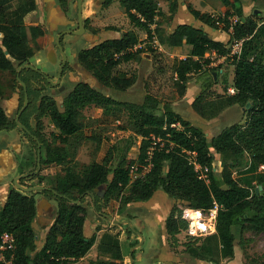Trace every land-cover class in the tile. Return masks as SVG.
<instances>
[{
    "label": "trees",
    "instance_id": "16d2710c",
    "mask_svg": "<svg viewBox=\"0 0 264 264\" xmlns=\"http://www.w3.org/2000/svg\"><path fill=\"white\" fill-rule=\"evenodd\" d=\"M53 1L55 6L61 8L67 3V0ZM110 1L104 0V5ZM117 1L124 8L129 21L151 36L150 25L160 14L157 1ZM238 1L221 0L223 30L231 41L243 39L240 53L231 56L234 91L232 94L228 92L225 81L222 83V93H214L211 97L200 94L191 105L205 119L215 117L233 105L243 107L245 115L209 140L202 129L174 112L169 103L161 102L149 93L145 94L142 103L120 101L86 81H78L63 95L60 106L50 97L41 99L36 117L38 119L46 114L57 131L51 132L46 140L39 133L33 134L44 142L46 154L43 163L63 165L64 174L51 187L58 199L57 213L54 220L46 225L47 230L39 247L36 245L34 228L38 215L35 197L11 187L4 200L0 201V235L3 232L13 235L14 264H77V260L84 257L96 241L95 234L86 236L84 233L85 209L78 200L83 193L95 194L99 189L103 190L105 206L112 207L110 203H114L119 211L124 204L147 201L157 190L194 208L209 209L213 201L217 202L220 208L216 216V231L209 236L214 239L215 247L219 242L223 253L230 257L235 239L231 227L246 222L249 228L264 233V17L258 21L255 11L244 15L242 5H237ZM36 6V0H0V70L14 71L15 64L22 65L33 54L29 40L35 41L43 30L38 25H27L25 17ZM55 6L48 9V16L58 20L54 23L56 26L68 24L69 20L63 21ZM175 8L176 1H172L169 10L174 11ZM188 10L195 19L216 27L215 18L190 6ZM232 16H236V19L231 20ZM60 18L62 20L59 21ZM161 40L169 46H181L183 43L190 46L188 56L179 59L175 69L180 84L179 95L185 91L187 74L199 69L202 62L209 63L205 56L207 52L215 51L224 56L230 50L222 40L211 38L202 28L186 23L177 24ZM137 42L138 34L129 30L119 37L105 39L82 50L78 53V60L103 85L125 90L132 86L134 79L115 75L112 71L120 62L139 56L142 49L128 50ZM115 53H118L117 56ZM1 100L0 85V130L10 129L11 124ZM89 105L101 108L114 106L127 114L129 129L142 137L134 161L139 169L145 163L150 135L162 138L163 144L154 149L152 165L143 177L130 180L129 171L133 161L126 166L119 162L111 167L102 160H93L80 172L72 168L80 140L71 141V137L83 129L79 118L81 111ZM175 122H179L182 128L172 127L171 124ZM85 136L93 138L92 134ZM170 142L172 147H169ZM182 149L197 152L205 178L188 164ZM214 153L220 155L219 162ZM41 192L53 194L47 190ZM187 225L181 218V211L177 214L171 212L165 221L169 234ZM97 251L109 255L112 260L98 258L87 264L123 263L120 241L109 231L99 237ZM254 264H264V253Z\"/></svg>",
    "mask_w": 264,
    "mask_h": 264
},
{
    "label": "rangeland",
    "instance_id": "374dc122",
    "mask_svg": "<svg viewBox=\"0 0 264 264\" xmlns=\"http://www.w3.org/2000/svg\"><path fill=\"white\" fill-rule=\"evenodd\" d=\"M156 1L160 14L155 16L150 26L153 35L147 36L145 30L134 26L129 21L124 8L117 0H111L108 5H104V1L100 2V0H82L84 32L64 34L59 39L67 57L59 82H56V76L62 62V54L55 43V37L64 29H78L76 0H67L63 8L56 6L57 13L62 16L63 21L69 20L68 24L56 26L55 22L58 20L55 17L50 18L51 15L48 16V9L55 6L53 0H36V9L25 17L27 25H38L42 28L43 34L35 41L29 40L33 54L27 62L22 65L15 64L14 71L0 70L1 104L11 124L10 129L0 130V149L8 146L13 154L15 168L6 179L9 186L18 189L15 184H19L29 188L18 190L33 195L38 202L45 201L48 204L44 202L40 204L41 217H44L42 224L40 225L38 221L34 222L37 247L42 244L47 230L45 227L54 220L58 207V199L55 195L41 191L59 181L64 174V168L63 165L54 162L43 163L46 154L44 142L39 141L38 138L37 140L31 138L21 127H15L13 123L17 114H19L18 121L28 128L29 133L30 131L39 133L46 140L49 139V134L56 132L57 129L46 114L37 119L41 99L45 96L50 97L60 106L63 95L78 81H86L120 101L141 103L145 94L149 93L161 102H167L171 107L180 110L181 114L187 100L192 104L196 96L200 94L211 97L214 93H222V83L225 81L228 84V92L232 87L234 65L231 60V51L229 50L224 56L210 51L206 54L209 63L202 62L199 69L187 74L185 91L179 95L180 84L175 69L178 60L188 56L190 48L187 44H183L173 49L161 40L178 23L183 22L205 28L208 36L222 40L230 49L232 41L223 30L221 0ZM172 1H176L177 5L173 12L169 10ZM16 3L15 1L13 5L15 6ZM237 5H242L244 15L258 10L255 12L258 15V21L264 17L263 1L239 0ZM188 6L215 18L216 27L195 19L190 14ZM61 18L59 21L62 20ZM230 19L235 20L236 16ZM129 30L138 34V43L142 51L139 56L120 62L113 68V74L134 79L132 86L125 90H118L105 86L95 79L85 65L78 60V53L105 39L119 37ZM26 64L33 65L41 74L22 67ZM19 69V79L24 82L28 95L24 108H22L25 103L24 91L16 79ZM213 73H215V79L212 77ZM207 75L211 81V88H206L202 92L200 83H202V77ZM43 76H47L56 84L51 85ZM188 108L193 109L192 105ZM240 108L238 106L237 110H231L225 114V117L216 115L214 122L209 118L203 120L200 125L194 124L202 129L205 138L209 140L226 126L244 118V108ZM237 113L240 114L239 117ZM79 121L83 129L71 137V141L80 140L71 163L75 171H82L93 160H102L111 167L119 162L122 166H126L129 161H133L132 167H136L134 161H136L142 137L129 129L127 114L122 109L114 106L101 108L89 105L81 111ZM89 134L93 135L92 139L86 138L85 135ZM214 155L219 162L220 155L218 153ZM25 173L28 174L21 176ZM36 186L43 188H33ZM0 197H2L1 194ZM78 203L85 209L84 233L86 236L95 234L96 241L88 253L77 260V264H87L88 261L98 258L112 260L109 255L100 254L97 251L99 237L105 231L118 237L123 253L122 264H228V261L233 260L235 256V262L232 264H254L264 253V233L249 228L246 222L237 227H231L235 234L232 257L223 253V247L219 242L215 247L214 239L209 236L210 234L195 236L190 232L188 225L169 234L165 228L167 216L171 212L177 214L188 205L184 201L168 197L162 190H157L147 201L122 205L121 211L114 203H110L112 207L105 206L102 189L97 190L95 194L84 193L80 196ZM202 215L205 216V223L214 225L215 232L218 218L209 221L206 218L207 212Z\"/></svg>",
    "mask_w": 264,
    "mask_h": 264
},
{
    "label": "built area",
    "instance_id": "2783aa9c",
    "mask_svg": "<svg viewBox=\"0 0 264 264\" xmlns=\"http://www.w3.org/2000/svg\"><path fill=\"white\" fill-rule=\"evenodd\" d=\"M153 35V32H151ZM154 37V36H152ZM243 39H233L231 42L230 51L231 54L238 55L241 51ZM155 42V41H154ZM142 48L141 45L137 42L132 47H129L130 49H137ZM118 53H115V56H117ZM233 92V87L229 88V92ZM172 127H176L177 129H181V125L179 122H175L171 124ZM149 144L146 149V157H145V163L141 166L139 169V166L136 164V167H130L129 176L130 180L133 181L136 178L143 177L150 169L152 162L151 157L154 149L157 147H161L163 144L162 138L155 135H150ZM172 143H169V147H172ZM182 153H184L185 159L187 160L188 164H190L194 171H196L201 177L205 178V175L201 173L202 166L197 160V152L195 150L191 149H182ZM134 177V178H132ZM220 208V205L213 201V205L209 209H200V208H194L190 206H186L182 208L181 211V218L184 219L190 228V232L195 236H206L208 234H212L214 232V225H209V223L204 222L205 216L202 215V213L207 212L208 216L206 217L209 221L216 218L218 209ZM212 226V227H211ZM212 232V233H211ZM14 249H15V243L13 235L7 232H3L0 235V263L1 264H14L13 258H14Z\"/></svg>",
    "mask_w": 264,
    "mask_h": 264
},
{
    "label": "crops",
    "instance_id": "0c3cea01",
    "mask_svg": "<svg viewBox=\"0 0 264 264\" xmlns=\"http://www.w3.org/2000/svg\"><path fill=\"white\" fill-rule=\"evenodd\" d=\"M103 1V0H100V2ZM177 6V5H176ZM176 9V8H175ZM175 11V10H174ZM173 12V11H171ZM191 14V13H190ZM183 23V22H181ZM179 24V23H178ZM187 24V23H186ZM189 24V23H188ZM190 25V24H189ZM151 26V25H150ZM193 26V25H192ZM194 27H198V26H194ZM198 28H202V27H198ZM205 32H207L205 30V28H202ZM173 30V29H172ZM171 30V31H172ZM170 31V32H171ZM183 44H186V43H183ZM182 44V45H183ZM188 45V44H187ZM189 46V45H188ZM170 47H173V49H176V48H179L181 46H170ZM190 48V46H189ZM208 53V52H207ZM206 53V54H207ZM206 56V55H205ZM212 77L213 79H215L214 75L212 74ZM208 83H211L208 75L205 76V77H202V83H200V88L202 90V92L206 89V85ZM211 88V84L210 86L208 87V89ZM186 98V96H185ZM144 99V98H143ZM186 100V99H185ZM143 101V100H142ZM142 103V102H141ZM171 106V105H170ZM188 106H191V101H186L185 103V108H184V111L182 112L183 114H181V111L180 110H176V108H174L173 106L171 107L172 110L176 113H178L183 119L189 121V123L191 125H200V123H203V120H207L205 118H202L199 114H197L193 109L191 108H188ZM236 108H238L237 105H233V106H230L226 109H224L222 112H220L218 114V116H222V117H225L226 113L230 112L231 110H237ZM240 108V107H239ZM241 109V108H240ZM217 116V117H218ZM237 116L239 117L240 114L237 113ZM242 116V115H241ZM216 117H213L211 118L210 120H216L215 119ZM241 120V119H240ZM196 123V124H194ZM214 124V123H212ZM15 168V164H14V159H13V154L11 152V150L9 149L8 146H3L1 147L0 149V194L2 195V197H0L1 200H4L8 190L11 188L8 184V182H6V179L9 177L10 173L13 171V169ZM5 173L6 176H2L3 174ZM44 202L45 204H47L45 201H39V209H38V215H37V218L35 221H38L40 223V225L42 224V220L44 219V217H41V208H40V204ZM48 205V204H47ZM81 259V258H80ZM235 259H236V256L234 257L233 260H230L228 261V264H232V262H235ZM209 264H212V263H209Z\"/></svg>",
    "mask_w": 264,
    "mask_h": 264
},
{
    "label": "water",
    "instance_id": "95a60500",
    "mask_svg": "<svg viewBox=\"0 0 264 264\" xmlns=\"http://www.w3.org/2000/svg\"><path fill=\"white\" fill-rule=\"evenodd\" d=\"M104 1V0H103ZM55 8H57L56 6H55ZM76 10H77V12H76V21H77V24H78V29L77 30H72V29H64L63 31H61V33H59L56 37H55V43L57 44V46H58V49H59V51L61 52V54H62V62H61V65L59 66V69H58V72H57V76H56V82H59V80H60V77H61V71H62V69H63V66L65 65V63H66V59H67V57H66V55H65V53H64V51H63V49H62V47H61V45H60V43H59V38H60V36H62L63 34H70V33H73V34H82L83 32H84V27H83V24H82V0H76ZM255 12H258V10H256ZM22 67H24V68H30V69H33V70H36L37 68H35L33 65H31V64H26V65H23ZM21 67V68H22ZM20 68V69H21ZM20 69L17 71V73H16V79L20 82V84L22 85V87H23V89H24V91H25V89H26V87H25V84H24V82L23 81H21L20 79H19V71H20ZM213 75H214V77H215V73H213ZM46 79L51 83V85H54V84H56L55 82H53V81H51L48 77H46ZM27 103V93H26V91H25V103L24 104H26ZM16 121H17V119H16ZM17 124L19 125V126H22L18 121H17ZM28 173H25V174H23V175H21V176H24V175H27ZM20 176V177H21ZM16 185V187L18 188V189H20V190H27V189H29V188H24L23 186H21V185H19V184H15ZM33 188H43V187H41V186H36V187H33ZM38 204H39V202L37 201V206H38ZM38 209H39V206H38ZM126 223H128V221H125ZM131 251H130V253H129V259H130V263H131Z\"/></svg>",
    "mask_w": 264,
    "mask_h": 264
},
{
    "label": "flooded vegetation",
    "instance_id": "af4514ba",
    "mask_svg": "<svg viewBox=\"0 0 264 264\" xmlns=\"http://www.w3.org/2000/svg\"><path fill=\"white\" fill-rule=\"evenodd\" d=\"M63 35H64V34H63ZM59 39H60V38H59ZM60 65H61V64H60ZM63 67H64V66H63ZM26 69H27V68H26ZM28 69H30V68H28ZM31 70H33V69H31ZM62 70H63V69H62ZM33 71H35L36 73L41 74V72H40L38 69L33 70ZM61 72H62V71H61ZM43 77H44L45 81H48V80L46 79L47 76H43ZM50 84H51V83H50ZM21 87H22V86H21ZM22 89H23V87H22ZM23 91H24V89H23ZM25 91H26V89H25ZM25 91H24V100H25ZM26 93H27V92H26ZM27 100H28V95H27ZM25 105H26V104H24L22 108H24ZM18 117H19V114L16 115L15 120H14V123H15L14 125H15V127H16V126L21 127L25 132H27V134H29V136H30L31 138L37 140L36 135H34L31 131H30V133H29L28 128H26L25 125H23L22 123H20V122L18 121ZM16 119H17V121H18L22 126H19V125L17 124ZM46 190H47L48 192H49V191H52L53 195H55V197L57 198L55 192L52 190L51 187H50V188H47ZM46 193H47V192H46ZM85 193H87V192H85ZM83 194H84V193H83ZM83 194H82V195H83ZM80 196H81V195H80ZM79 198H80V197H79ZM74 202H77V201H74Z\"/></svg>",
    "mask_w": 264,
    "mask_h": 264
}]
</instances>
